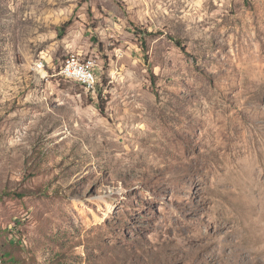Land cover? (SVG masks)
<instances>
[{
  "label": "rangeland",
  "instance_id": "rangeland-1",
  "mask_svg": "<svg viewBox=\"0 0 264 264\" xmlns=\"http://www.w3.org/2000/svg\"><path fill=\"white\" fill-rule=\"evenodd\" d=\"M0 264H264V0H0Z\"/></svg>",
  "mask_w": 264,
  "mask_h": 264
},
{
  "label": "bare ground",
  "instance_id": "bare-ground-1",
  "mask_svg": "<svg viewBox=\"0 0 264 264\" xmlns=\"http://www.w3.org/2000/svg\"><path fill=\"white\" fill-rule=\"evenodd\" d=\"M79 62L80 64H74ZM38 68H44L43 62H38ZM96 62L91 58L70 55L64 59L60 74L69 80H74L88 91H95L98 83Z\"/></svg>",
  "mask_w": 264,
  "mask_h": 264
},
{
  "label": "trees",
  "instance_id": "trees-1",
  "mask_svg": "<svg viewBox=\"0 0 264 264\" xmlns=\"http://www.w3.org/2000/svg\"><path fill=\"white\" fill-rule=\"evenodd\" d=\"M3 256H6V253H3ZM7 257H11V256L8 255Z\"/></svg>",
  "mask_w": 264,
  "mask_h": 264
},
{
  "label": "built area",
  "instance_id": "built-area-1",
  "mask_svg": "<svg viewBox=\"0 0 264 264\" xmlns=\"http://www.w3.org/2000/svg\"><path fill=\"white\" fill-rule=\"evenodd\" d=\"M74 64H80L79 62H75ZM42 69V68H41Z\"/></svg>",
  "mask_w": 264,
  "mask_h": 264
}]
</instances>
